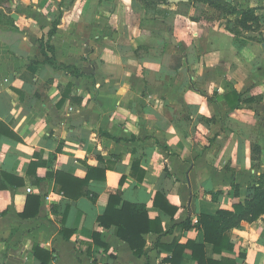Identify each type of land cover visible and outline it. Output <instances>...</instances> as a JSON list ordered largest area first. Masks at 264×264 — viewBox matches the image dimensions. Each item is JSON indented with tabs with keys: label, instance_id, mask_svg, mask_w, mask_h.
I'll list each match as a JSON object with an SVG mask.
<instances>
[{
	"label": "crops",
	"instance_id": "crops-1",
	"mask_svg": "<svg viewBox=\"0 0 264 264\" xmlns=\"http://www.w3.org/2000/svg\"><path fill=\"white\" fill-rule=\"evenodd\" d=\"M223 1L168 0L150 19L108 0L0 7L15 24H0V264H172L169 246L189 241L206 259L264 264V214L221 252L199 223L235 212L264 174V0ZM94 168L106 177L76 191L95 201L49 176ZM119 189L146 207L141 255L99 221ZM193 253L179 264H200Z\"/></svg>",
	"mask_w": 264,
	"mask_h": 264
},
{
	"label": "trees",
	"instance_id": "trees-1",
	"mask_svg": "<svg viewBox=\"0 0 264 264\" xmlns=\"http://www.w3.org/2000/svg\"><path fill=\"white\" fill-rule=\"evenodd\" d=\"M210 5L216 6L218 8L225 9L226 5L223 0H204ZM166 3H169L166 0ZM242 23L247 26L248 21H253L258 23L259 18L254 15L252 10H245L242 14ZM7 16L3 14V17ZM2 17V16H0ZM7 19H11L10 17ZM12 21V26H15L14 21ZM0 24H3L0 21ZM50 63L54 66L63 69L65 71H71L69 66L63 64H57L54 59H49ZM238 105V104H237ZM49 176H54L56 181L60 184V191L68 197L77 198L82 194H86L92 198L93 201L97 199V195L91 193L89 190H80L76 191L77 186L81 188L86 187L90 181L95 178L106 177V172L104 170L94 168L91 169L84 179H79L74 176L65 175L62 172H56L54 174L49 173ZM65 178V182L61 178ZM123 183V181H121ZM255 194L252 199L247 200L244 204H236L235 212L229 210H219L216 215H202L199 223L204 231L205 240L208 243L214 245L216 252H221L226 244H223L224 240H227V231L233 227L240 225L241 221L246 220L253 222L257 220L260 216L264 214V174H262L258 180V184L254 186ZM80 190V191H79ZM31 202L36 203L40 208L41 200L39 197L32 196L30 197L27 205ZM37 207V208H38ZM119 207V208H118ZM38 208V209H39ZM24 215H29L27 209L25 210ZM143 215L147 216L146 207L143 205L130 204L126 201H123L121 198V190L111 193L108 207L105 213L99 217L100 223L105 227H110L116 225L119 229L118 235L128 242L132 249L137 255H141L144 252L145 242L143 240V234L151 230V228L141 227L140 219ZM151 224H153L151 222ZM154 226V224H153ZM160 230V229H157ZM186 247H191L193 249V257L199 261L200 264H227L224 261L219 262L212 259H206L204 255V245L197 244L196 242L189 241L185 245H181L175 242L172 246H169V249H172L174 252V258H172V264H179V253L183 252ZM39 249L36 248V254H38ZM176 255V256H175ZM178 255V256H177ZM42 264H48V259L45 260L41 258ZM226 262V261H225ZM228 264H238L235 261L228 262Z\"/></svg>",
	"mask_w": 264,
	"mask_h": 264
},
{
	"label": "rangeland",
	"instance_id": "rangeland-1",
	"mask_svg": "<svg viewBox=\"0 0 264 264\" xmlns=\"http://www.w3.org/2000/svg\"><path fill=\"white\" fill-rule=\"evenodd\" d=\"M54 2H57L59 4L64 3H70L74 0H53ZM110 2H118V5L123 6V14L126 15L132 14V11H135L136 8H141L143 11L147 10L148 14L146 15V19H150L155 17L159 12V10L163 7V5L166 3V0H108ZM16 3V0H0V7L5 6L6 9L8 5ZM10 9V8H9ZM170 12L171 9L167 8ZM164 10V9H162ZM165 11V10H164ZM163 11V12H164ZM3 14H5L4 9H0V21L3 22L4 25H12V19H7V16L3 17ZM9 18V17H8Z\"/></svg>",
	"mask_w": 264,
	"mask_h": 264
},
{
	"label": "water",
	"instance_id": "water-1",
	"mask_svg": "<svg viewBox=\"0 0 264 264\" xmlns=\"http://www.w3.org/2000/svg\"><path fill=\"white\" fill-rule=\"evenodd\" d=\"M170 2L176 3V2H180V1H188V0H169ZM263 47H264V43H263Z\"/></svg>",
	"mask_w": 264,
	"mask_h": 264
},
{
	"label": "built area",
	"instance_id": "built-area-1",
	"mask_svg": "<svg viewBox=\"0 0 264 264\" xmlns=\"http://www.w3.org/2000/svg\"><path fill=\"white\" fill-rule=\"evenodd\" d=\"M30 190V189H29Z\"/></svg>",
	"mask_w": 264,
	"mask_h": 264
}]
</instances>
